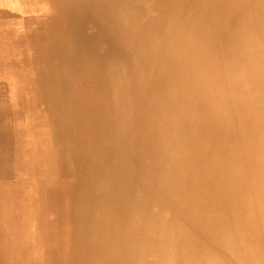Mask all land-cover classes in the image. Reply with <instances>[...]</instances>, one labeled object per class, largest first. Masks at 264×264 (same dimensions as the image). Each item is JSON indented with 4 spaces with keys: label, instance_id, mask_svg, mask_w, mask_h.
I'll list each match as a JSON object with an SVG mask.
<instances>
[{
    "label": "rangeland",
    "instance_id": "1",
    "mask_svg": "<svg viewBox=\"0 0 264 264\" xmlns=\"http://www.w3.org/2000/svg\"><path fill=\"white\" fill-rule=\"evenodd\" d=\"M250 1L256 10L246 5L235 27L244 22L240 44L262 54L264 0ZM173 2L164 14L163 0H0V264H250L257 242L264 250L255 207L248 224L238 208L223 223H214L217 211L200 221L208 211L197 210L196 228L184 185L169 197L154 182L169 171L168 162L152 168L158 146L183 166L201 147L224 171L229 161L218 144L222 95L207 92L201 104L187 93L192 76L180 85L179 52L191 67L196 16H180ZM241 63L233 90L254 85L255 64ZM251 100V113L264 110V100ZM148 129L157 140L150 134L140 168L133 163ZM233 162L241 173L242 161ZM136 218L150 233L127 247L134 230L122 228ZM208 221L220 228L213 235L200 227Z\"/></svg>",
    "mask_w": 264,
    "mask_h": 264
},
{
    "label": "bare ground",
    "instance_id": "2",
    "mask_svg": "<svg viewBox=\"0 0 264 264\" xmlns=\"http://www.w3.org/2000/svg\"><path fill=\"white\" fill-rule=\"evenodd\" d=\"M169 1L170 0H163V4L166 2L164 5V14L170 13L171 11L169 9ZM173 5L179 8L180 16H196V19L194 18L195 21L193 22L194 38L196 41L194 42L193 40L195 47L191 54L193 55L194 53V61H191L193 64H189L191 67L186 65L187 62L185 59L187 60L188 58L187 54H184L183 56V50L179 52L177 67L180 85H183L184 83H186L187 86L188 84L191 85V80L189 82H184L183 78L186 79V76H192L193 83L196 84V87L190 88L187 93H193L198 101H200L202 96L207 92L211 93L213 91V93L216 95H222L224 100L222 104L225 114L224 121L218 131H221L222 133L223 131L225 132L223 137L218 140V144L223 142L219 147L221 151L220 154L223 157L225 156L227 158L226 160L229 161H227V170L224 171L218 164L220 161L216 164L213 163L212 155H215L216 152L212 154V152H208L207 148L201 147L197 150L196 154L190 153L188 157H185V166H183V160L181 159V156L178 157L177 161L171 162L169 160L171 157L168 158L169 155H167V153L161 152L162 150L158 146L157 152L153 159L154 167L152 168L155 172L158 163L164 164L165 162H168L167 166L169 167L167 168L169 171L166 172V170H164L166 174L163 175L161 172L163 176L160 177L153 176L155 181L153 179H149L148 187L153 186L152 182L154 181L155 184L157 183L160 186L159 188L164 192V194L167 193L169 194V197H173V192L176 194L179 193L180 187L184 185L185 189L183 186L182 193L184 192L183 197L187 198V201L183 202V205H186V203L191 204V206H187L191 210L190 216L193 218H189V220H191V222L194 224V227H196V223L199 222L194 220V217H199V214L196 213L197 210L204 209L208 211V213L203 212L200 215V221H202L204 215L209 214L210 217L214 211H217L219 213V218L217 221L215 220L214 223H223L225 217L231 215L230 212H235V210L238 208L239 214L236 212L237 216L235 217L241 219L244 224H248V217L246 215L249 212L251 213V209L255 207L258 213L256 218L257 232L255 235H257V237L259 235V239L264 243V110L251 113L256 107L254 102L251 100L252 97L254 96L255 98H259V100L260 98L261 100H264V52L260 54V51L254 50L255 53L253 54L249 51H246V49H244L245 45L240 44L242 38L245 35L246 26L244 22L241 21L242 23L237 24V27H235V21L242 19V16H244L243 11L246 5H251L254 10H256L257 5L254 3V1L250 0H174ZM167 6L168 9H166ZM249 16L251 17L252 15ZM83 27H85V24L82 25V28ZM253 40L255 43H257L255 39ZM262 40L264 42V38ZM82 45L84 46V42ZM192 55L190 56L191 58H193ZM241 58L243 60V64L244 62L249 63V61L255 64V67L253 68V79L251 80L254 85L245 88L239 86L238 90H233L231 88L232 83L234 81H239L237 78L236 68ZM243 64L241 63L242 66H244ZM241 74L243 73H239L238 75L240 76ZM181 75L183 78L180 77ZM244 78L245 77H243V79ZM236 96L237 102L235 104L233 103V100ZM200 103L203 104L202 101H200ZM209 108L210 112L213 113V110L216 109V106L211 104ZM241 108H243L244 111L243 118L240 117L242 113ZM239 118L240 120L238 122ZM150 134H152L153 138L156 139L155 132L154 134L150 133L149 129L145 131V135L143 139H141L142 150L143 147H145L144 152L139 149V153L137 154L138 162L136 160V162L133 163V165L136 164L137 166H141L140 168L144 167L145 159L148 156V144L147 147L145 144L147 139L149 140V136H151ZM234 140H238V142L240 141L237 144L236 149L235 146H233L234 143L230 144V142ZM227 143L229 150L226 145ZM155 145L156 143L154 142L153 147ZM191 145L193 146V144ZM146 154L147 156L145 157ZM235 158H238L242 161L241 163L243 164V169L241 173L238 172V169L235 170V166L232 164L234 163L233 160ZM142 159L144 160L143 163ZM179 165L182 167H175ZM214 169L218 171V175H213L210 173L211 170ZM131 173L132 178L134 175L133 171ZM242 173H244V175ZM144 192H146V195L143 198V201L145 200V205H147V189H144ZM209 196L217 198L219 206L209 207L207 205ZM180 201L182 203V200ZM117 206H119L118 200ZM224 207H227L226 210L228 212L225 211V213L222 215L221 212L224 211ZM233 207L235 210H233ZM132 213H134L133 210ZM243 216L244 218H242ZM142 221V218H140V220H137V218L130 220V223L126 227L122 228L125 229L128 234H131L132 230H134L133 238H129V236L126 237L125 241L127 247H130L133 244L132 241H135L137 244V237L144 238L149 235V229L142 225ZM200 227L204 233L209 235H213L220 229L216 228L215 230H211L209 221L200 222ZM256 244L257 249L254 250V255L257 253L258 255L260 254L263 256V248H261L258 242ZM228 246L229 245H226V247ZM254 255L251 257V255L247 253L245 254L247 260L250 261V264L264 263H262L261 260L263 259L260 258V255L258 257ZM253 260L255 261L253 262Z\"/></svg>",
    "mask_w": 264,
    "mask_h": 264
}]
</instances>
